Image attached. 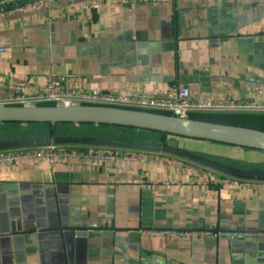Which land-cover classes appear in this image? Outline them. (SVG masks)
<instances>
[{"label": "crops", "instance_id": "1", "mask_svg": "<svg viewBox=\"0 0 264 264\" xmlns=\"http://www.w3.org/2000/svg\"><path fill=\"white\" fill-rule=\"evenodd\" d=\"M20 4L0 7V106L11 86L41 85L50 72L73 88L122 95L162 96L175 83L193 100H248L252 90L264 91V0H75L56 2L50 17L15 12ZM228 114L200 116L251 125ZM152 138L176 150L158 153L193 165L179 156L182 150L264 165L260 150ZM250 182L258 186L202 185L184 169L156 162L129 169L120 163L0 166V264H264V238L141 233H264V181ZM67 230L84 231V239L67 240Z\"/></svg>", "mask_w": 264, "mask_h": 264}, {"label": "built area", "instance_id": "2", "mask_svg": "<svg viewBox=\"0 0 264 264\" xmlns=\"http://www.w3.org/2000/svg\"><path fill=\"white\" fill-rule=\"evenodd\" d=\"M75 0H0V7L7 4L21 2L14 10L22 12L25 10H36L45 12L47 17L52 15L53 6L56 2L72 3ZM199 2H226L237 0H194ZM4 48H0L3 52ZM253 82V79H249ZM12 94L5 105L16 106H38L41 103H54V105H96L108 106L142 111H164L170 112L172 116L187 118L190 114L207 113H264V91L252 90L248 100L232 99H207L193 100L189 89L179 83L168 88L162 96H145L142 94L122 95L115 92L86 91L73 88L68 85L67 78L55 72H50L44 78L41 85L25 83L10 87ZM53 105V106H54ZM17 162L36 163L45 162L49 166L57 163L76 162L87 166L116 165L122 164L125 168L149 162L164 164L167 167L184 169L192 182L202 185L210 184L237 187L258 186L256 182L240 181L228 178L203 168L190 164L184 160L170 158L158 152L130 150L123 148L98 147V146H71L61 144H48L39 147H19L0 151V166H8ZM145 236L160 237H195L216 236L227 239L264 238V233L246 232H188L179 230H154L141 231Z\"/></svg>", "mask_w": 264, "mask_h": 264}, {"label": "water", "instance_id": "3", "mask_svg": "<svg viewBox=\"0 0 264 264\" xmlns=\"http://www.w3.org/2000/svg\"><path fill=\"white\" fill-rule=\"evenodd\" d=\"M11 123L20 125L72 124L122 127L264 151V130L258 128L221 124L190 119L188 117L180 118L161 113L108 106H0V124ZM48 144H51L49 140L18 141L2 145L0 149L43 146ZM155 150L159 151L160 148H156ZM179 156L182 157L183 155L179 154ZM205 165L238 176L218 166H213L212 164ZM259 179L264 180V177H259ZM63 235L67 240H72L73 237L81 240L85 236L82 230H67Z\"/></svg>", "mask_w": 264, "mask_h": 264}, {"label": "trees", "instance_id": "4", "mask_svg": "<svg viewBox=\"0 0 264 264\" xmlns=\"http://www.w3.org/2000/svg\"><path fill=\"white\" fill-rule=\"evenodd\" d=\"M54 103H41L38 106H53ZM153 113H161L166 115H171L170 112L164 111H148ZM228 115L246 118L252 121H258L262 125L264 130V113H229ZM190 119L205 120L199 114H190L188 116ZM7 124H2L0 127H5ZM121 130V131H118ZM145 134H151L152 136H162L165 134L131 129L122 127H108V126H96V125H72V124H54V125H26L25 127L19 126L16 129H11L8 131L0 129V146L7 143H13L18 141H28V140H49L52 144L61 145H71V146H98V147H112V148H123L130 150L139 151H149V152H162V147L164 151H176L172 148L163 145L162 141L151 137H146ZM19 148V147H17ZM160 148L159 151L155 150ZM15 148H4L0 151H6ZM183 158L193 161L194 164H212L213 166H218L226 171L233 172L238 175H231L227 172L217 170L211 167V171L220 172L222 174L231 175V178L240 180H256L264 181L259 179V177H264V165L261 164H246L229 162L222 160L211 159L207 156L197 155L195 153L183 151ZM180 153V154H181ZM202 162V163H201ZM200 166V165H199ZM207 169V168H206ZM208 169V170H210ZM213 171V172H214ZM223 176V175H222ZM252 177V178H243Z\"/></svg>", "mask_w": 264, "mask_h": 264}, {"label": "rangeland", "instance_id": "5", "mask_svg": "<svg viewBox=\"0 0 264 264\" xmlns=\"http://www.w3.org/2000/svg\"><path fill=\"white\" fill-rule=\"evenodd\" d=\"M241 120H244V119H241ZM251 121L252 120H249V119L245 118V120L242 121V122H244L245 124H251L250 126L249 125H245L246 127H255V125ZM0 125H2V124H0ZM19 126H22V125L11 123V124H7L5 127H0V129L8 131V130H11V129H16ZM255 128H257V126Z\"/></svg>", "mask_w": 264, "mask_h": 264}]
</instances>
